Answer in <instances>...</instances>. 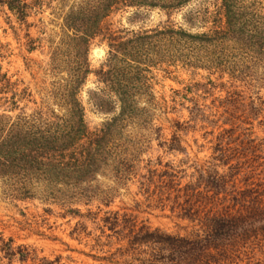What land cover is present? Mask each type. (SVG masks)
<instances>
[{
	"label": "rangeland",
	"instance_id": "374dc122",
	"mask_svg": "<svg viewBox=\"0 0 264 264\" xmlns=\"http://www.w3.org/2000/svg\"><path fill=\"white\" fill-rule=\"evenodd\" d=\"M151 1L168 6L173 0ZM181 1L177 9L159 5L122 8L112 12L104 24L129 33L168 23L190 33L212 28L222 0ZM25 2L30 7L23 20L7 6H0V73L14 84L0 96L15 92L17 100L14 108L0 106V120L4 124L22 116L50 124L67 116L68 85L78 58L72 24L83 17L93 0ZM237 3L251 28L264 23V0ZM197 49L183 51V55L191 54L184 55L187 58L173 49L169 58L164 47H154L140 66L144 70L131 75L136 84L129 90L136 98L134 116L115 138L125 149V158L131 160L132 168L124 179H115L110 172L98 173L85 184L90 198L76 202L63 200L68 192L56 200H43L41 190L32 199H15L8 194L9 183L0 179V237L12 238L15 246L29 245L40 256H61L65 264L137 263L130 255L117 252L126 242L117 241L104 226L102 219L110 212L126 214L137 226L174 236L191 237L199 229L196 222L182 218L178 209L172 210L175 192L161 188L169 180L162 176L164 172L173 175L177 187H183L195 182L200 172L212 169L224 174L238 165L239 187L250 176L248 183L263 182L264 62L238 44L199 45ZM107 53L103 36L90 41V72L76 96L90 131L119 110L117 104L115 112H103L94 104L104 86L97 72L102 66L106 69ZM222 153L228 157L226 164ZM76 209L78 214L71 211ZM259 238L263 242L251 254L253 262L264 261V236Z\"/></svg>",
	"mask_w": 264,
	"mask_h": 264
},
{
	"label": "trees",
	"instance_id": "16d2710c",
	"mask_svg": "<svg viewBox=\"0 0 264 264\" xmlns=\"http://www.w3.org/2000/svg\"><path fill=\"white\" fill-rule=\"evenodd\" d=\"M238 0H222L210 30L190 33L182 27L166 24L143 32L113 31L104 20L117 10L126 7H153L151 0H93L81 19L73 22L74 40L78 58L68 85V110L64 119L40 123L36 119L18 116L14 121L0 120V179L9 183L8 194L15 199H32L42 192L43 200H56L68 192L69 202L90 198L88 184L96 174L110 172L121 180L132 168L125 158V149L116 142L119 133L134 116L136 98L129 92L134 88L132 74L142 72L149 51L164 47L167 57L176 49L180 57L191 55L199 45L218 46L238 44L253 51L264 62V23L248 25L246 13ZM184 1L173 0L166 9H177ZM0 6L14 12L20 20L27 16L30 7L25 0H0ZM188 19V21H192ZM103 36L108 53L105 67L97 72L103 88L94 98L96 108L103 112L118 113L100 128L88 130L83 120V106L76 97L89 71L87 54L90 41ZM182 55V56H181ZM187 56H184L187 58ZM188 63H195L189 60ZM1 72V66H0ZM11 84L0 73V94L10 91ZM112 95L115 99H113ZM16 93L0 96V106H16ZM223 164L228 157L223 153ZM219 158V159H220ZM240 166L219 174L216 170L200 172L197 180L183 187L173 183V175L164 172L169 180L161 188L175 192L172 210L178 209L182 218L196 222L198 232L191 237L174 236L145 225L137 226L133 218L110 212L102 219L104 226L117 241H125L124 248H117L121 255H130L137 263L130 264H264L253 262L254 249L264 236V181L248 183L252 176L236 183ZM153 173V172H152ZM152 173L150 178L152 177ZM42 184V186L36 185ZM44 193V194H43ZM79 213V210H71ZM65 264L61 256L50 259L40 256L29 245H14L12 238L0 237V264Z\"/></svg>",
	"mask_w": 264,
	"mask_h": 264
}]
</instances>
